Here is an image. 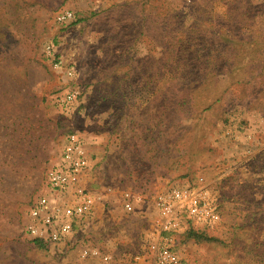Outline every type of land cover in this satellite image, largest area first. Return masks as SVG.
Returning a JSON list of instances; mask_svg holds the SVG:
<instances>
[{"label": "rangeland", "instance_id": "obj_1", "mask_svg": "<svg viewBox=\"0 0 264 264\" xmlns=\"http://www.w3.org/2000/svg\"><path fill=\"white\" fill-rule=\"evenodd\" d=\"M263 130L264 0H0V264H138L158 238L156 194L198 178L221 220L194 225L205 240L172 236L180 264H264ZM72 132L95 210L39 247L28 212ZM127 191L143 197L131 213Z\"/></svg>", "mask_w": 264, "mask_h": 264}, {"label": "built area", "instance_id": "obj_2", "mask_svg": "<svg viewBox=\"0 0 264 264\" xmlns=\"http://www.w3.org/2000/svg\"><path fill=\"white\" fill-rule=\"evenodd\" d=\"M74 14L64 11L58 14L60 23L70 22ZM69 78L76 75L74 65L56 64ZM80 91L74 89L58 92L55 101L70 105L78 99ZM264 142V130L261 134ZM90 166L89 151L84 138L72 132L67 135L59 158L46 174L48 192L41 195L28 212L26 233L32 240H41L47 245L64 243L70 239L77 229L91 215L97 198L84 186V178ZM143 201L141 195L125 192L123 207L129 213L134 212L137 204ZM157 211L158 238L149 243L146 251L134 257L138 264H145L150 258L152 264H180L175 250L171 246L173 235L190 227L216 224L221 220L218 205L212 198L204 178H198L194 185L187 187L172 186L162 190L154 197ZM92 256L109 262L111 256L92 250Z\"/></svg>", "mask_w": 264, "mask_h": 264}, {"label": "trees", "instance_id": "obj_3", "mask_svg": "<svg viewBox=\"0 0 264 264\" xmlns=\"http://www.w3.org/2000/svg\"><path fill=\"white\" fill-rule=\"evenodd\" d=\"M76 22H78V20H76L75 23ZM200 79L205 80L206 78L205 77L197 78V80H195L194 83L198 84ZM185 233H186V236H187L188 239L194 238V239H197L198 241H200V240H203V239L205 240V238H206L203 229H196L194 227H190V228L187 229V231ZM32 242L34 244H36L37 246H39V247L47 246V244H45L41 240H32Z\"/></svg>", "mask_w": 264, "mask_h": 264}, {"label": "crops", "instance_id": "obj_4", "mask_svg": "<svg viewBox=\"0 0 264 264\" xmlns=\"http://www.w3.org/2000/svg\"><path fill=\"white\" fill-rule=\"evenodd\" d=\"M83 182H84V184H87V181H86V179H84V181H83Z\"/></svg>", "mask_w": 264, "mask_h": 264}]
</instances>
